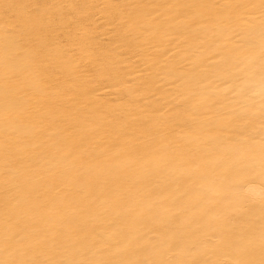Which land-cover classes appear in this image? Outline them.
<instances>
[{"label":"snow or ice","instance_id":"snow-or-ice-1","mask_svg":"<svg viewBox=\"0 0 264 264\" xmlns=\"http://www.w3.org/2000/svg\"><path fill=\"white\" fill-rule=\"evenodd\" d=\"M0 264H264V0H0Z\"/></svg>","mask_w":264,"mask_h":264},{"label":"bare ground","instance_id":"bare-ground-1","mask_svg":"<svg viewBox=\"0 0 264 264\" xmlns=\"http://www.w3.org/2000/svg\"><path fill=\"white\" fill-rule=\"evenodd\" d=\"M81 2L97 3V4L112 3V2H117V3H174V2H177V0H81ZM97 16H99L100 18L96 21V23L103 24L104 18L100 15V13H97ZM173 51H175V49H173ZM132 61L136 64H139L140 67L143 69V63L137 57L132 56ZM161 62H163V58H161ZM157 71H159L158 67L153 68V69L144 70L143 75L139 71H133V72H129L128 75L124 77V79L132 84H136L137 82L141 80H148L149 83L152 85V87L155 88L163 84V81L159 80L156 77ZM148 72L152 73L151 77L147 75ZM161 75H163V73H161ZM119 87L120 86H109V87L100 88L98 91V95L103 97L105 101L112 103L114 105H118L122 102L121 98L124 96V93L118 90ZM149 99H153V98L149 97ZM256 192L257 194L259 193L258 187L256 189Z\"/></svg>","mask_w":264,"mask_h":264}]
</instances>
